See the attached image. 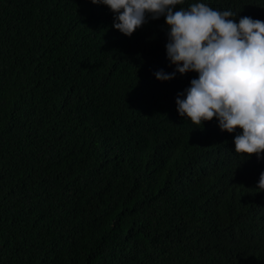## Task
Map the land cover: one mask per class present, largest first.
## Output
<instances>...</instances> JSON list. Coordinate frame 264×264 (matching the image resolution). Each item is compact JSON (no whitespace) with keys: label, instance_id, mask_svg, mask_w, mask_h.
Segmentation results:
<instances>
[{"label":"trees","instance_id":"16d2710c","mask_svg":"<svg viewBox=\"0 0 264 264\" xmlns=\"http://www.w3.org/2000/svg\"><path fill=\"white\" fill-rule=\"evenodd\" d=\"M199 2L264 20V0L174 10ZM115 15L0 0V264H264V155L179 115L198 73L176 71L164 16L127 36Z\"/></svg>","mask_w":264,"mask_h":264},{"label":"clouds","instance_id":"9594fccd","mask_svg":"<svg viewBox=\"0 0 264 264\" xmlns=\"http://www.w3.org/2000/svg\"><path fill=\"white\" fill-rule=\"evenodd\" d=\"M115 13L113 26L127 36L146 22L166 18L167 55L181 74L195 71L198 78L176 99L181 117L196 125L217 118L222 131L235 132V152L264 155V20L237 16L192 3L174 10L184 0H92ZM173 73H155L171 80ZM186 94V95H185ZM258 191H264V172ZM257 191V192H258Z\"/></svg>","mask_w":264,"mask_h":264}]
</instances>
